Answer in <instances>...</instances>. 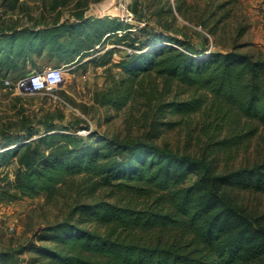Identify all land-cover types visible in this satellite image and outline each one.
<instances>
[{"label":"trees","instance_id":"obj_1","mask_svg":"<svg viewBox=\"0 0 264 264\" xmlns=\"http://www.w3.org/2000/svg\"><path fill=\"white\" fill-rule=\"evenodd\" d=\"M94 25L85 31L94 46L112 39L118 31L126 32L119 37L122 43H129L134 32H141L119 19H98ZM80 28L73 23L15 33L9 36L7 46L0 47V67L20 57H42L46 52L59 63L73 64L84 57L83 52L94 49L81 48L84 33ZM134 28L136 31H131ZM206 42L205 49L195 51L191 43L162 35L149 46L133 41L128 47L138 53L125 54L114 65L123 77L112 81L103 100L121 111L141 96L144 83L151 80L146 95L151 109L146 120L150 138L157 139L175 127L177 123L170 118H186L206 109L222 125L244 130L239 139L233 134L214 143L207 156L181 155L151 142L88 143L78 134L52 130L30 142L26 141L33 134L22 141H8L4 151L0 150V163L12 161L17 166L13 183L5 181L0 187L4 197L52 196L76 175H84L96 189L117 188L141 196L158 193L154 205L142 208L106 200L78 204L73 210L77 221L65 220L37 234L39 243L51 244L32 246L38 257L53 264H264V215L252 216L229 195V190L264 193V162L219 173L211 160L264 126V60L240 52V46L222 53L215 51L208 39ZM178 87L194 91L181 100L179 96L186 93L174 94ZM10 147L14 150L8 156ZM191 175L196 180L187 186ZM88 223L105 230L92 231L85 226ZM167 229L176 230L177 244H148L128 238L136 230ZM6 257L8 253L1 254L2 260Z\"/></svg>","mask_w":264,"mask_h":264},{"label":"rangeland","instance_id":"obj_2","mask_svg":"<svg viewBox=\"0 0 264 264\" xmlns=\"http://www.w3.org/2000/svg\"><path fill=\"white\" fill-rule=\"evenodd\" d=\"M134 13V22L141 32H134L129 43L119 41V36L103 44L85 35L86 28L96 27L98 19H116L121 10L119 0H0V31L15 28L36 29L51 27L58 23L73 22L84 34L79 41L83 52L73 64L64 65L65 83L52 94L26 95L4 88L0 80V150L8 141H22L33 134L32 139L49 134L48 131L73 133L86 142H151L161 147L195 158L207 156L214 143L228 139L233 134L241 138L245 132L239 126L226 127L211 117L208 109L186 118L173 117L177 123L172 129L161 133L157 139L150 138L147 116L150 104L146 95L152 87L151 80L144 83L141 96L130 101L121 111L104 104L103 94L112 87V81H119L123 75L115 68L125 56L124 48L133 41L149 46L162 35L188 42L196 50L207 47L206 39L214 50L226 53L235 46L240 52L249 53L264 60V0H129ZM8 4L9 7L2 5ZM13 7V8H12ZM117 14V15H115ZM120 17V16H119ZM85 28V30H84ZM1 35V34H0ZM16 39V36H15ZM94 39V38H93ZM65 41V40H64ZM6 46L10 43L7 39ZM177 43V42H176ZM129 48V47H128ZM112 51V55L107 54ZM39 69L56 67L57 58L47 54L41 57ZM186 100L194 90L178 87L175 92ZM91 134V137H90ZM14 147L7 150L8 156ZM217 171L228 172L256 163L264 162V126L249 139L241 140L211 157ZM12 161L0 163L5 168L0 173V187L5 181L13 183L16 164ZM195 175L188 178L187 186L194 184ZM229 195L245 211L254 217L264 215V193L229 190ZM158 193L147 196L128 193L117 188L96 189L84 175L68 178L58 190L47 196L43 193L32 197L10 198L0 193V264H53L44 257H38L32 246H50L39 243L37 234L45 227L65 220L77 221L73 210L78 204L98 200L131 203L139 208L154 205ZM92 231L104 232L105 228L88 223ZM126 235V234H125ZM129 240L142 243L179 242L176 230L143 231L130 233ZM8 253L6 260L1 254Z\"/></svg>","mask_w":264,"mask_h":264},{"label":"built area","instance_id":"obj_3","mask_svg":"<svg viewBox=\"0 0 264 264\" xmlns=\"http://www.w3.org/2000/svg\"><path fill=\"white\" fill-rule=\"evenodd\" d=\"M119 2L121 10L119 11L120 13L117 14L120 17L118 16L116 19L139 28L134 22L135 16L130 9L129 0H119ZM136 28L131 29V31H136ZM125 33V31H118L117 35L122 37ZM124 52L128 55L138 53V51L128 47L124 48ZM65 73L64 67L44 68L42 70L35 69L19 79H6L4 80L3 85L6 90L26 95H36L41 93L52 94L65 83ZM4 172L5 168L1 167L0 173Z\"/></svg>","mask_w":264,"mask_h":264},{"label":"crops","instance_id":"obj_4","mask_svg":"<svg viewBox=\"0 0 264 264\" xmlns=\"http://www.w3.org/2000/svg\"><path fill=\"white\" fill-rule=\"evenodd\" d=\"M5 2L8 0H4ZM11 1V0H9ZM15 1V0H14ZM21 1V0H19ZM9 7L8 4L6 5H2V7ZM13 8V7H12ZM73 22H69V23H58L56 24L57 26H61V25H72ZM27 26L21 27V28H15L12 30H3L0 31V47L4 48L6 46V44L4 43L7 39H9V36L15 35V33L18 32H22V31H39V30H46L48 27H37L36 29H29L26 28ZM41 57H39L38 55L34 54L32 57L29 58H24V57H20L18 59H16L15 61L11 60L7 63H5V65H3L2 67H0V80H6V79H19L23 76H25L26 74H28L30 71L35 70V69H39V67L42 65L41 63ZM65 64L63 63H59L57 61L56 63V67H63ZM38 67V68H37Z\"/></svg>","mask_w":264,"mask_h":264},{"label":"bare ground","instance_id":"obj_5","mask_svg":"<svg viewBox=\"0 0 264 264\" xmlns=\"http://www.w3.org/2000/svg\"><path fill=\"white\" fill-rule=\"evenodd\" d=\"M114 11H115V12L117 11V13H120V12H119L120 10H119L117 7H115Z\"/></svg>","mask_w":264,"mask_h":264}]
</instances>
